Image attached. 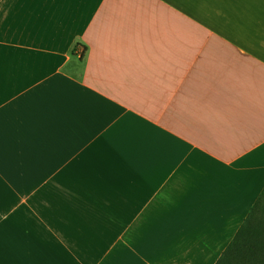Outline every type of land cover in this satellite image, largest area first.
I'll return each instance as SVG.
<instances>
[{
	"label": "crops",
	"instance_id": "crops-1",
	"mask_svg": "<svg viewBox=\"0 0 264 264\" xmlns=\"http://www.w3.org/2000/svg\"><path fill=\"white\" fill-rule=\"evenodd\" d=\"M263 190L264 0H0V264H216Z\"/></svg>",
	"mask_w": 264,
	"mask_h": 264
},
{
	"label": "trees",
	"instance_id": "trees-1",
	"mask_svg": "<svg viewBox=\"0 0 264 264\" xmlns=\"http://www.w3.org/2000/svg\"><path fill=\"white\" fill-rule=\"evenodd\" d=\"M216 264H264V190Z\"/></svg>",
	"mask_w": 264,
	"mask_h": 264
},
{
	"label": "rangeland",
	"instance_id": "rangeland-1",
	"mask_svg": "<svg viewBox=\"0 0 264 264\" xmlns=\"http://www.w3.org/2000/svg\"><path fill=\"white\" fill-rule=\"evenodd\" d=\"M72 73V72H71Z\"/></svg>",
	"mask_w": 264,
	"mask_h": 264
}]
</instances>
